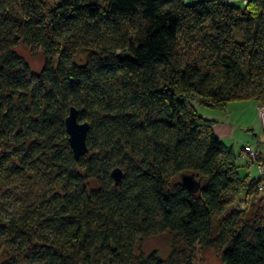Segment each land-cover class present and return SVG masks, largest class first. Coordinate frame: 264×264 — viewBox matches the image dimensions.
I'll return each mask as SVG.
<instances>
[{"label": "trees", "instance_id": "trees-1", "mask_svg": "<svg viewBox=\"0 0 264 264\" xmlns=\"http://www.w3.org/2000/svg\"><path fill=\"white\" fill-rule=\"evenodd\" d=\"M197 98L264 102V0H0V264H195L198 245L264 264V177ZM73 106L91 124L80 159ZM163 233L168 257L140 250Z\"/></svg>", "mask_w": 264, "mask_h": 264}, {"label": "rangeland", "instance_id": "rangeland-1", "mask_svg": "<svg viewBox=\"0 0 264 264\" xmlns=\"http://www.w3.org/2000/svg\"><path fill=\"white\" fill-rule=\"evenodd\" d=\"M52 1L57 4L62 0ZM228 1L235 5H245L246 3V0ZM18 47L21 55L28 60L31 69L34 72H39L45 62L42 51H33L23 44H20ZM192 103L203 117L216 121L217 134L234 147L238 163L243 166L241 169L242 173L247 172L250 175L256 176V170L249 172L251 171L249 169L250 166L246 162L248 158L247 155L244 156L246 153L243 151L244 146L250 143L254 150H259L264 153L262 120L258 114L255 99L249 98L240 101H231L227 109L206 106L198 98L194 99ZM252 167L256 169L257 164ZM173 241L174 238L171 233H163L158 236L146 237L139 246L140 250L145 254L151 251H157L161 257L166 258L173 247ZM196 255L197 260L195 264H222L221 255L216 248L198 245Z\"/></svg>", "mask_w": 264, "mask_h": 264}, {"label": "water", "instance_id": "water-1", "mask_svg": "<svg viewBox=\"0 0 264 264\" xmlns=\"http://www.w3.org/2000/svg\"><path fill=\"white\" fill-rule=\"evenodd\" d=\"M69 113L65 121L67 134L69 135V143L70 147H72L74 158L80 159L81 156L86 155L90 151V147L88 146V131L90 130L91 124L88 121L84 122L79 119V112L76 107L73 106ZM123 175V168H116L112 172L116 185L121 184ZM181 176L182 182L187 188L193 191L201 188V179L197 180L193 173H185Z\"/></svg>", "mask_w": 264, "mask_h": 264}, {"label": "built area", "instance_id": "built-area-1", "mask_svg": "<svg viewBox=\"0 0 264 264\" xmlns=\"http://www.w3.org/2000/svg\"><path fill=\"white\" fill-rule=\"evenodd\" d=\"M259 116H261V120H262V128H263V134H262V139L264 142V102L259 103ZM243 151H245V155H247V162L249 163V166H253L257 164V175L254 176V178H263L264 177V166L263 164H260L257 162V158L259 157V150H254L252 145L250 143L246 144L243 148ZM240 208H245L246 207V203L244 201L240 202L239 204Z\"/></svg>", "mask_w": 264, "mask_h": 264}, {"label": "crops", "instance_id": "crops-1", "mask_svg": "<svg viewBox=\"0 0 264 264\" xmlns=\"http://www.w3.org/2000/svg\"><path fill=\"white\" fill-rule=\"evenodd\" d=\"M255 104L257 105V111H258V108H259V102H257L256 100H255ZM258 114H259V111H258ZM214 130H216V126H214ZM216 132H217V130H216ZM218 133V132H217ZM218 136L220 137V135L218 134ZM221 138V137H220ZM222 139V138H221ZM223 140V139H222ZM224 141V140H223ZM226 142V141H225ZM227 143V142H226ZM228 144V143H227ZM228 145H230V144H228ZM249 169L251 170V171H249V172H253V171H257V167H256V169L254 168L253 169V167L252 166H250L249 167ZM252 177L251 178H254V175H251Z\"/></svg>", "mask_w": 264, "mask_h": 264}]
</instances>
